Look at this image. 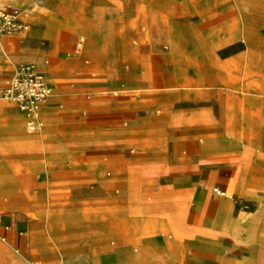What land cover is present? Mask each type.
<instances>
[{
    "label": "rangeland",
    "instance_id": "374dc122",
    "mask_svg": "<svg viewBox=\"0 0 264 264\" xmlns=\"http://www.w3.org/2000/svg\"><path fill=\"white\" fill-rule=\"evenodd\" d=\"M17 1L26 4L21 8L16 6ZM86 2L88 1L0 0V7L19 10L20 17L28 24L26 31L4 35L0 40L3 50L0 52V64L6 65L5 68L0 67V89L5 85L4 78L10 70L9 63L26 62L16 59L13 52L20 51L22 40L27 37L32 26L46 24L49 18L56 16L80 23H76L79 26L74 28L80 33L76 52L81 56L89 53L91 60L86 68L97 69L99 48L94 43L91 31L82 25L91 26L102 35L104 43L102 78H98L95 83L109 84L119 81L124 84L120 87H108L103 91L104 94L150 98L151 114L157 118L170 115L174 110L186 113L197 110L200 114H205L211 124H215L221 132H228L234 141H241V147L235 153L237 158L233 159L237 172L230 181L231 185L243 180L252 197H263L264 94L251 97L220 85L241 88L248 76V82L258 91L264 92V38L261 37L264 35V0H181V12L177 15L175 24H171L170 17L162 10L165 6L159 8L158 5H149L145 13L139 14V7H135L134 0ZM85 4L87 6L81 10ZM193 8L201 17L189 14ZM135 10L138 15H135ZM129 17L133 27L127 26ZM173 29L179 37L181 65L187 80L184 82L186 86L182 87H178L176 80H171L175 70L170 41ZM245 30L256 32V35L247 37L248 44L242 38ZM144 34L150 36L149 40L140 43L137 37ZM229 36L232 41L225 44V39ZM63 39H67V34H63ZM250 49L252 61L244 63L247 53L251 54ZM67 51L69 49L63 54ZM48 59L41 57V61H50ZM57 95V89L52 86L51 97L38 108L42 125L37 130L26 128V116L16 103L0 99V109L4 106L12 107V112L4 110L0 114V125L10 123L15 114L21 119V128L16 127L13 131L0 129V217L7 216L10 220L7 221L8 228L0 231V247L4 250L0 253V264H33L31 261H36L37 264H101L102 256L116 252L119 246L117 237H108L97 230L89 231L90 227L99 230L108 228L112 232L121 228L122 216L119 221L116 214L112 213V210L118 209L114 202L103 203L94 210L92 218L95 223L80 222L90 219L82 213L85 203L95 206L102 197L118 196L127 191L124 185L115 187L118 192L116 189L109 192L102 190L94 165L105 159L107 154L120 153L128 157L132 150L127 147L101 149L94 144H83L75 159L82 163L87 161L89 179L81 189L61 194L68 188V183L72 182L70 176L80 165L73 161L74 158H69L72 156L70 152L51 150L53 135L45 125L59 126L64 124L63 121L74 118L82 119L83 123L95 122L100 119L101 113L93 116L77 113L59 116V112H67L66 107L69 104ZM123 126L126 134L133 137H152L164 130L167 132L166 126L157 122L135 126L124 123ZM206 126L199 122L192 127L203 130ZM63 129L67 131L69 126ZM180 129L186 131L189 126L182 124ZM244 136L249 137L252 151H245ZM200 144L201 140L189 139L193 153L200 152ZM11 145H17L18 148ZM37 145L44 152L51 150L48 158L44 159L38 154L40 149ZM101 145L122 147L123 143L114 141ZM126 146L135 148L137 143L129 141ZM27 147L30 154L24 162V170L20 166V155L13 151L20 148L26 157ZM62 147L75 150L73 145L67 143ZM224 149L225 144H222V152H225ZM107 164L104 162L101 165ZM15 165L20 167L16 168ZM48 165L54 166L57 171L64 167V171L59 178L45 181L39 192L36 189L30 191L33 197L30 196V180L25 171L36 183L42 180ZM108 170L107 168L106 171ZM7 173L10 175L5 176ZM102 177L104 187L110 188L114 183L115 173L112 177L109 173ZM235 188L238 191L236 186ZM59 193V197L67 205L58 206L61 204ZM239 193L245 194L242 191ZM232 200L234 214L249 212L255 207L254 203L243 201L236 194L232 196ZM65 209L69 211H64ZM75 212H78L77 216ZM218 214L221 229H232L236 232L229 227L231 222L225 211H219ZM70 216V220L66 219ZM52 227L58 229L53 230ZM244 230L245 225L242 226V231Z\"/></svg>",
    "mask_w": 264,
    "mask_h": 264
},
{
    "label": "crops",
    "instance_id": "0c3cea01",
    "mask_svg": "<svg viewBox=\"0 0 264 264\" xmlns=\"http://www.w3.org/2000/svg\"><path fill=\"white\" fill-rule=\"evenodd\" d=\"M87 1L86 3L89 4L90 0ZM133 3H136L135 7H139L140 10L139 12L138 9L135 10V15L145 13L149 5H158L159 8L165 6L162 10L170 17L171 24L176 23L182 5L181 0H139V2L134 0ZM25 4L26 2L23 1L16 2V6L21 8ZM71 8L76 10L74 7ZM189 14H197L201 17L194 8ZM76 23L56 16L49 18L46 24L32 26L27 37L22 40L20 51L13 52L16 59L26 62H10V70L4 81L11 76L15 65L34 64L49 84L51 89L49 97L52 95L53 86L58 91L57 96L69 104L66 107L67 112H59V116L76 113L93 116L95 113H101L100 119L95 122L83 123L82 119L74 118L63 121L64 124L59 126L45 125L49 127L50 134L53 135L51 150L70 152L72 156L69 158H74L73 161L80 165L79 169L70 176L72 182L68 183V188L61 194L81 189L89 179L87 161L82 163L75 159L83 144H94L101 149L127 147L132 150L128 157L120 153L107 154L104 156L105 159L94 165L102 190L109 192L116 189L115 187L124 185L127 191L118 196L102 197L95 206L85 203L82 213L90 219L78 221L93 224L95 223L92 218L93 212L99 205L107 202H114L117 205L118 209L112 210V213L116 214L119 221L122 216V226L118 231L112 232L108 228L99 230L96 227L89 229V231L97 230L107 234L108 237L119 239L116 252L103 255L101 264H264V195L252 197L243 180L234 185L230 182L237 172L233 159L237 158L235 153L236 149H240L241 141L238 139L234 141L229 137L228 132H221L215 124H211V120L205 114H200L197 110L190 113L174 110L170 115L157 118L151 114L150 98H126L116 93L104 94L103 91L106 88L120 87L123 83L119 81L109 84L95 83L98 78H102L103 38L93 27L81 24L91 31L94 43L99 48L98 68L95 70L86 68L91 55L85 53L81 56L76 52L80 43V33L74 29L80 23ZM127 26L133 27L130 17L127 19ZM63 34H67L66 40L63 39ZM250 35L254 36L256 32L243 31L242 38L246 44L249 40L247 37ZM149 37L146 34L139 35L137 40L144 43L149 40ZM261 37L264 38V35ZM170 38L171 57L175 62L171 80H176L179 83L178 87L186 86V75L183 73L180 59L181 45L174 29L171 30ZM231 41L232 38L229 36L225 39V44ZM67 49L69 52L63 54ZM250 51L251 54L247 53L244 63L252 61V49ZM0 52H3L2 43ZM41 57H48L50 61H41ZM0 67L5 68L6 65L0 64ZM51 81L54 83H50ZM243 83L241 88H230L223 84L220 86L251 97L264 94L248 82V76ZM4 110L12 112V107H2L0 114ZM152 122L166 126L168 133L164 130L152 137H133L126 134L123 126L124 123L135 126ZM199 122L207 126L203 130L192 127ZM182 124L189 126V129L181 131ZM66 126H69L67 131L63 129ZM16 127L21 128V119L16 114L12 116L10 123L0 125V129L8 131H13ZM191 138L201 140L202 151L196 153L191 151L189 146ZM114 141L123 143L122 147L101 145ZM129 141L137 143V147L126 146ZM244 141L246 142L245 151H252L249 137L244 136ZM64 143L73 145L75 150L63 148ZM222 144H225V152H222ZM37 146L40 149L38 154L44 159L48 158L51 150L44 152L39 145ZM29 147H27L26 157L23 156L24 153L20 148L17 149L18 146L17 150L13 151L20 155V166L24 170V162L30 154ZM104 162L108 164L102 166ZM107 168L108 171H106ZM63 171L64 167L57 171L54 166L48 165L42 180L36 183L25 171L30 180L29 195L33 189L38 192L43 189L45 181L59 178ZM108 173L110 177L115 173V179L110 188H105L102 175ZM7 175L10 174L7 173L5 176ZM241 191L245 194H240ZM116 192H118L117 189ZM61 194L59 193L58 197ZM235 194L242 197L243 201L254 203V209L242 214H234L232 196ZM59 199L61 204L58 206L67 205L63 203L62 198L59 197ZM219 211H225L231 222L229 227L234 228L236 232L232 229H221L218 219ZM75 213L77 216L78 212ZM69 218L71 216L66 219ZM45 219L47 220L46 217ZM75 220L77 221L76 218ZM7 221H10L7 216L0 217V231L8 228ZM243 225L246 228L244 231H242ZM56 228L52 227L53 230ZM3 251L0 247V253ZM8 259L12 260L11 257Z\"/></svg>",
    "mask_w": 264,
    "mask_h": 264
},
{
    "label": "built area",
    "instance_id": "2783aa9c",
    "mask_svg": "<svg viewBox=\"0 0 264 264\" xmlns=\"http://www.w3.org/2000/svg\"><path fill=\"white\" fill-rule=\"evenodd\" d=\"M27 28L28 24L21 19L19 10L0 7V40L4 35L22 33ZM50 94L51 89L43 73L34 64H17L0 90V99L16 103L26 116V128L37 130L42 125L38 108Z\"/></svg>",
    "mask_w": 264,
    "mask_h": 264
},
{
    "label": "bare ground",
    "instance_id": "6f19581e",
    "mask_svg": "<svg viewBox=\"0 0 264 264\" xmlns=\"http://www.w3.org/2000/svg\"><path fill=\"white\" fill-rule=\"evenodd\" d=\"M46 82H47V81H46ZM48 86H49V84H48ZM5 237H6V236H5ZM2 240L4 241L5 239L2 238ZM31 262H33V264H37L36 261H31Z\"/></svg>",
    "mask_w": 264,
    "mask_h": 264
}]
</instances>
